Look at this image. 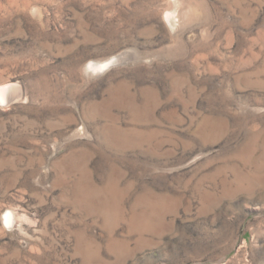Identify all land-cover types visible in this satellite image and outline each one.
<instances>
[{
	"label": "rangeland",
	"instance_id": "rangeland-1",
	"mask_svg": "<svg viewBox=\"0 0 264 264\" xmlns=\"http://www.w3.org/2000/svg\"><path fill=\"white\" fill-rule=\"evenodd\" d=\"M0 87V264H264V0H0Z\"/></svg>",
	"mask_w": 264,
	"mask_h": 264
},
{
	"label": "bare ground",
	"instance_id": "bare-ground-1",
	"mask_svg": "<svg viewBox=\"0 0 264 264\" xmlns=\"http://www.w3.org/2000/svg\"><path fill=\"white\" fill-rule=\"evenodd\" d=\"M115 59H113L114 61L113 60H106V61H103V62L102 61L101 62H94L93 65H92V67L94 69H98V70L107 69L111 65H113L116 61H118V60L115 61ZM7 88L6 87H0V102L1 103L2 102L5 103L7 101H10L9 99H10L11 96L9 94H7L8 93L7 92ZM4 220L7 223L8 222L10 223L12 221V219H11V213L10 212H8V214L4 217Z\"/></svg>",
	"mask_w": 264,
	"mask_h": 264
}]
</instances>
